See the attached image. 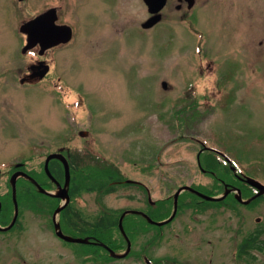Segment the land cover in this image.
Here are the masks:
<instances>
[{
	"label": "rangeland",
	"instance_id": "1",
	"mask_svg": "<svg viewBox=\"0 0 264 264\" xmlns=\"http://www.w3.org/2000/svg\"><path fill=\"white\" fill-rule=\"evenodd\" d=\"M8 3L0 0V168L24 160L41 176L49 153L78 148L114 163L123 181H138L112 182L114 190L99 191L93 185L100 177H78L85 180L78 194L73 183L75 204L88 222L123 209L162 220L171 215L169 198L181 186L210 187L214 194H206L216 197L230 189L217 202L183 191L171 222L147 226L166 228L165 236L151 241L143 229L137 242H151L155 256L176 255V264L188 250L199 264H234L236 250L242 253L248 243L252 264H264V249L246 239L260 230L264 240V197L234 202L235 188L242 189L219 156L217 176L197 160L204 146L213 147L264 183V0H194L191 7L167 0L162 19L149 28L142 26L150 17L144 0H27L24 8ZM53 7L66 37L49 49L48 60L31 62L35 46L26 47L24 37L23 51L20 29ZM48 62L53 73L37 80ZM16 68L20 80L10 76ZM212 73L218 75L214 89L199 94L195 81ZM11 130L19 133L10 136ZM50 184L44 188L55 193ZM37 191H25L42 198L24 199V259L52 261L58 202ZM127 216L124 227L133 220L147 228L142 217ZM84 245H76L78 254ZM13 249L0 245V258H15Z\"/></svg>",
	"mask_w": 264,
	"mask_h": 264
},
{
	"label": "flooded vegetation",
	"instance_id": "2",
	"mask_svg": "<svg viewBox=\"0 0 264 264\" xmlns=\"http://www.w3.org/2000/svg\"><path fill=\"white\" fill-rule=\"evenodd\" d=\"M26 1L27 0H9L8 5L11 4L15 8H24V3ZM179 1H185L189 5L188 0ZM56 21V8L53 7L47 11H44L41 17H39L37 20V26L32 28L30 33L26 31L24 34L23 23L22 28L20 29L23 41V51L25 37L26 41L30 40V43H32L34 46L39 43V52H37L39 60H48L47 52L49 49L55 46L54 43H60L61 36L59 30L57 29ZM47 67L48 68L44 74L38 77L37 80L43 81L53 73L51 62H48ZM16 69V72L11 73L10 76H14V80H20V78H18L20 75L18 72L19 69ZM2 74L3 73H0V78L2 77ZM18 133L19 132L17 130L8 131L10 136L17 135ZM227 165L229 168H231L229 163ZM32 169H34V167L27 168V166H25L24 160L15 163L14 165L10 163V166L4 170L0 168V245H4L6 249L10 247L14 248L12 252L15 253L14 255L16 256L15 258L8 259L0 258V264H126L125 261L131 258L132 263L127 264H176L179 261L176 255L173 257H168L166 255L155 256L153 253L150 254L151 242L148 243V245L137 242V240L140 239L139 230H147V234L150 235L151 241H158L165 236L166 228H156L158 231H154L155 229L152 227H131L125 229L128 239L129 234L133 235V237H130V249L121 257L111 253V250L116 253H123L128 248V239L122 232L121 228L114 226H102L96 228L91 227L89 230L87 228L83 229V231H89V233L81 232L77 222V206L75 204L74 197L75 189L71 180L65 189V191L69 194L70 199L66 207L62 209V211L56 217V222L58 225H56L53 217L55 210L52 212L51 225L53 226L55 237V258L52 261H46L42 259L32 262L24 259V232L26 230L24 199L42 198L38 195H26L25 193L26 190L32 192L39 190L35 181L31 180L30 178L24 179V174H22L24 171H30ZM14 174H18V178L16 180V202L14 200L12 187V176ZM38 183L43 185V183L39 181ZM53 183L55 185V190H58L59 193L65 192L63 189L59 188V186H65V179H57L56 181H53ZM56 198L58 200V205L55 207V209H57V207H59V205L62 203L61 197ZM35 201V207L40 208V203L37 200ZM16 204L18 207V213L17 217L15 218ZM59 231H61L64 236L59 234ZM82 233H84V235H81ZM78 236L87 238V242L84 243V246L86 247H81L79 254L77 252L76 245L83 243H77L67 238ZM125 240L126 245L124 246ZM238 253L239 252L236 250L233 258L234 264H252L251 247L248 243H244L242 253ZM192 254L193 253L189 250L188 252L183 251L181 255L183 260L182 264H193L192 260H194V264H199L197 259H195Z\"/></svg>",
	"mask_w": 264,
	"mask_h": 264
},
{
	"label": "trees",
	"instance_id": "3",
	"mask_svg": "<svg viewBox=\"0 0 264 264\" xmlns=\"http://www.w3.org/2000/svg\"><path fill=\"white\" fill-rule=\"evenodd\" d=\"M64 153L68 157V160L70 163L71 179H72L73 183L75 182L77 194L80 193L81 188H82L81 184H79V183H81V181L85 180V178H84L83 180H80V182H79V180H77V178L80 176H87L86 178L89 177L91 179L100 177V179L96 180V181H101V183L96 182L93 185L96 188L99 187V191L101 189H104L105 191L114 190L115 186L110 184L112 182H118L119 184L121 182H122L121 184H124V183L129 184V183L123 181V179H125L124 175L118 169V167L110 161H107L105 159L103 160V159L98 158L97 156H93V155H85L83 150L78 149V148H69L66 151H64ZM203 153H204V156L201 157L202 166L204 168H206L207 170L213 171L215 173L214 175L217 176L216 168L218 167V160L215 157L214 152L206 150ZM201 155H203V154H201ZM50 170L56 178L64 179V168H63L62 163L58 159H54L51 161ZM230 173L233 174L231 170H230ZM30 174H32L38 180L42 181L43 184H44V182H48V183H51L50 185H53L52 184L53 182L51 181V179L49 178V176L47 175V173L44 170H42L41 176L39 175V172H37V171H31ZM234 181H235V184H238L240 186V188L242 189V193H243L244 197L251 196L253 188L249 184L239 180L237 177H235ZM193 186L195 188L207 193V194H211V195L214 194L213 193L214 190L210 189V187L201 186V185H199V186L193 185ZM90 189H93V187H90ZM36 194L46 196V194H42L38 191L36 192ZM191 195L193 197H196V198L199 197V196L197 197V195L194 193H192ZM169 199H171V202L173 204V201H174L173 197L169 198ZM52 200H54L53 197H52ZM257 200H259V198L254 200V202H256ZM164 201L165 200L156 201V204L163 203ZM233 201L237 202V200L235 199L234 196H233ZM212 202H217V201H212ZM55 204H56V202H55ZM122 212H123V210H119L117 212H112L113 214H111V211L102 213L93 222H85L84 224L78 223V227H80V231H82V232H85V231H83V229L88 228V227H92V228L102 227V226H115V227H117L119 217H120ZM81 214H82L81 210L77 209L78 221L82 220ZM128 216L135 217L137 215L129 214ZM160 217L161 216H159L158 218H154V217H152V218L155 220H159V219H161ZM145 221L147 223V224H145L146 225L145 227L155 225V224H151L147 220H145ZM127 223L128 224L130 223V227H134V226L140 227V223L137 221L131 220L130 222L127 221ZM128 224L125 225V228H129ZM155 226H157V225H155ZM82 234H84V233H82ZM261 235H262V232L260 230H257L254 234H251V236H249L246 239H248L252 242V245L254 248H257L259 250H263L264 249V240H260ZM132 236L133 235H131V237ZM248 240H246V241H248Z\"/></svg>",
	"mask_w": 264,
	"mask_h": 264
},
{
	"label": "water",
	"instance_id": "4",
	"mask_svg": "<svg viewBox=\"0 0 264 264\" xmlns=\"http://www.w3.org/2000/svg\"><path fill=\"white\" fill-rule=\"evenodd\" d=\"M189 1V7H191L193 5V2L192 0H188ZM144 2L147 4L148 6V10L150 13H152L153 15L147 20L145 21L144 23H142V26L145 27V28H149V27H152L153 25H155L158 21H160V19L162 18V14H161V10L164 8V6L166 5L167 3V0H144ZM41 17V16H40ZM39 17L35 18L34 20H32L31 22H28L26 24V26H24V30L25 31H28L30 33L31 29L32 28H35L37 26V20H38ZM57 29H58V26H57ZM60 32V31H59ZM63 33H61V37H62ZM67 39L70 38V30L68 29V32H67ZM64 37H66V35H63ZM60 37V38H61ZM63 37V38H64ZM32 45V43H30V40H29V44L27 45L30 46ZM163 86L164 87H167V82H163ZM53 158H58L60 159L63 164H64V168H65V179H66V183H65V186L64 187H60L62 188L64 191L66 189V186L68 185L69 181H70V167H69V162L67 160V158L60 152H55V153H51L47 156L46 160H45V170L46 172L49 174V176L52 178V179H55L50 170H49V162L51 159ZM18 174H14L12 179L14 180L13 182V188H14V196H15V192H16V184H15V178L17 177ZM245 180L251 184L252 186L256 187L258 189V192L253 195L251 198L249 199H243L242 197V193H241V190L239 188L236 189V194H235V197L237 198L238 201L244 203V204H248L252 199L264 194V185L262 183H260L259 181L251 178V177H246ZM130 181V180H128ZM39 186V185H38ZM41 191L43 192H46L48 194H51V195H58L60 197H62L63 199H65V201L63 202L62 205H60L55 213H54V219H56V215L57 213L64 207V205L68 202L69 200V195L68 193L65 191V192H60V193H53V192H49L47 190H45L43 187L39 186ZM183 190H190V191H193L195 192L197 195L201 196L202 198L206 199V200H220V199H223L224 197H226L228 195V193L231 191L230 189H227L225 191V193L223 194V196H220V197H216V196H210V195H207L203 192H200L198 190H196L195 188L191 187L190 185H185V186H182L180 187L177 192L175 193L174 195V210H173V213L171 214V216L163 221H155L153 219H151L149 216L146 215V217L148 218V220L152 223H155V224H164V223H167L169 222L170 220H172L175 215H176V212H177V209H178V197L180 195V193L183 191ZM16 200V198H15ZM18 212V208H16V214ZM129 212H135L134 210H127L126 212H124L122 214V216L120 217V220H119V227L123 230V218L124 216L126 215V213H129ZM56 222V220H55ZM56 225L57 222H56ZM59 234H61L62 236L63 233L61 231L58 232ZM68 239L72 240V241H77V242H86L87 239H84V238H73V237H67ZM130 249V241H128V250ZM127 250V251H128ZM113 252V251H111ZM114 254V253H113ZM119 256H122V255H119Z\"/></svg>",
	"mask_w": 264,
	"mask_h": 264
},
{
	"label": "clouds",
	"instance_id": "5",
	"mask_svg": "<svg viewBox=\"0 0 264 264\" xmlns=\"http://www.w3.org/2000/svg\"><path fill=\"white\" fill-rule=\"evenodd\" d=\"M39 49V43L35 45V48L31 55L34 57V59L31 62H35L39 59L38 56H36V52H38ZM218 78V75L215 73L205 75L198 80L195 81L196 84V91L203 95L205 93V90L211 91L215 87V80ZM203 102V101H201ZM211 102V101H209Z\"/></svg>",
	"mask_w": 264,
	"mask_h": 264
}]
</instances>
